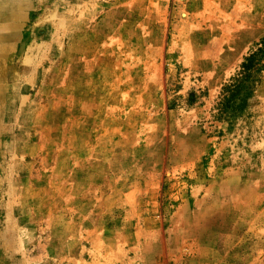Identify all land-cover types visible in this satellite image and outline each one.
<instances>
[{
	"label": "rangeland",
	"instance_id": "obj_1",
	"mask_svg": "<svg viewBox=\"0 0 264 264\" xmlns=\"http://www.w3.org/2000/svg\"><path fill=\"white\" fill-rule=\"evenodd\" d=\"M0 74V264H264V0H22Z\"/></svg>",
	"mask_w": 264,
	"mask_h": 264
},
{
	"label": "trees",
	"instance_id": "obj_2",
	"mask_svg": "<svg viewBox=\"0 0 264 264\" xmlns=\"http://www.w3.org/2000/svg\"><path fill=\"white\" fill-rule=\"evenodd\" d=\"M264 68V37L255 50L244 58L239 74L226 84L217 106V117L232 120L244 107Z\"/></svg>",
	"mask_w": 264,
	"mask_h": 264
},
{
	"label": "crops",
	"instance_id": "obj_3",
	"mask_svg": "<svg viewBox=\"0 0 264 264\" xmlns=\"http://www.w3.org/2000/svg\"><path fill=\"white\" fill-rule=\"evenodd\" d=\"M22 0H0V74L3 73V60L6 53L1 46L4 43H18L21 29ZM22 21V22H21Z\"/></svg>",
	"mask_w": 264,
	"mask_h": 264
}]
</instances>
